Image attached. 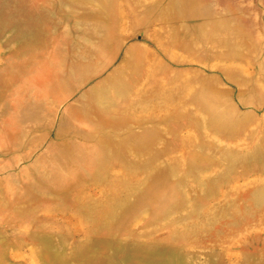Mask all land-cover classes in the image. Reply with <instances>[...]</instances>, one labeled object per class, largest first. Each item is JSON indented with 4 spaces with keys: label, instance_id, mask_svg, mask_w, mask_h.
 I'll use <instances>...</instances> for the list:
<instances>
[{
    "label": "rangeland",
    "instance_id": "374dc122",
    "mask_svg": "<svg viewBox=\"0 0 264 264\" xmlns=\"http://www.w3.org/2000/svg\"><path fill=\"white\" fill-rule=\"evenodd\" d=\"M0 264H264V0H0Z\"/></svg>",
    "mask_w": 264,
    "mask_h": 264
}]
</instances>
